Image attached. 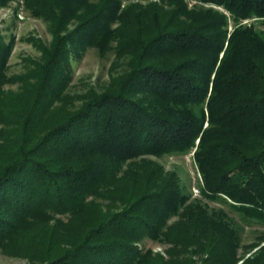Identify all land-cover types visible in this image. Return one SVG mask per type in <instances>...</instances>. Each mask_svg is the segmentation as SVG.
<instances>
[{"label": "trees", "instance_id": "1", "mask_svg": "<svg viewBox=\"0 0 264 264\" xmlns=\"http://www.w3.org/2000/svg\"><path fill=\"white\" fill-rule=\"evenodd\" d=\"M25 1L53 40L10 93L11 47L0 36V251L29 264H264V245L239 255L224 215L188 203L174 173L133 162L195 147L204 197L264 220V35L247 26L228 34L211 10ZM198 1L234 20L264 18V0ZM116 21L128 71L76 110L54 105L69 52L104 50ZM144 238L169 245L167 258L140 248Z\"/></svg>", "mask_w": 264, "mask_h": 264}, {"label": "rangeland", "instance_id": "2", "mask_svg": "<svg viewBox=\"0 0 264 264\" xmlns=\"http://www.w3.org/2000/svg\"><path fill=\"white\" fill-rule=\"evenodd\" d=\"M98 1L90 0L91 3ZM117 2L119 14L130 9L149 10L155 7L162 11H172L182 6L187 13L194 15L211 10L225 18L224 29L228 34L234 27L247 26L264 35V18L234 20L224 7L198 0H117ZM28 4L29 2L25 0H9L0 5V36L3 42L11 47L5 70L8 82L4 86V90L10 93H17L22 89L31 72L42 63V51L48 49L53 40L50 23L36 16ZM75 25H77L75 22L70 24L68 29L72 30ZM119 27L120 22L117 21L111 25L113 37L104 50L90 44L79 51L69 52L67 76L61 93L63 101H55L54 105L57 107L66 105L67 110H76L90 93L101 94L116 87L117 79L128 71L129 61V56L120 54L116 31ZM195 151L194 147L185 152H172L159 157L140 155L133 162L151 163L160 168L164 175L174 173L182 193L188 196V203H198L212 214L222 213L237 233L239 255L245 253L247 255L249 251H254L255 246L264 245V220L244 216L224 197H204L203 180L195 161ZM176 220L177 216H173L168 223H174ZM139 247L151 249L154 253L167 258L165 251L170 246L144 238ZM0 264H29V261L24 257L0 251Z\"/></svg>", "mask_w": 264, "mask_h": 264}]
</instances>
